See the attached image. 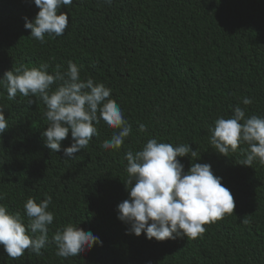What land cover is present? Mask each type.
<instances>
[{"label":"trees","instance_id":"trees-1","mask_svg":"<svg viewBox=\"0 0 264 264\" xmlns=\"http://www.w3.org/2000/svg\"><path fill=\"white\" fill-rule=\"evenodd\" d=\"M38 11L32 0H0V78L41 63L49 64V74L57 66L64 72L71 61L81 80L112 89L132 132L118 150H106L102 144L116 130L101 121L88 147L66 160L71 135L60 152L45 146L48 121L39 97L18 94L10 101L0 86L9 126L0 135V204L27 226V199L51 196L54 214L41 255L25 250L11 259L0 246V264H264V164H237L246 144L224 157L209 143L215 120L231 117L236 106L246 117H264V0H73L60 8L69 21L64 35L46 34L43 44L24 27ZM245 97L250 105L242 104ZM152 138L197 151L195 161L178 158L184 171L193 162L210 164L233 195V214L204 225L195 239L158 242L128 233L116 211L128 198L124 156ZM68 224L91 231L102 246L57 257L52 237Z\"/></svg>","mask_w":264,"mask_h":264},{"label":"clouds","instance_id":"clouds-1","mask_svg":"<svg viewBox=\"0 0 264 264\" xmlns=\"http://www.w3.org/2000/svg\"><path fill=\"white\" fill-rule=\"evenodd\" d=\"M32 2L39 11L33 21L25 18L24 27L30 30V36L41 44L45 43L46 34L52 38L63 36L69 21L60 8L72 5L73 0ZM103 2L111 5L112 0ZM48 68V63L32 68L20 65L0 78V86L6 89L8 100L20 94L39 97L45 105L44 116L48 121L42 132L45 146L54 153L60 152L61 141L70 133L71 146L63 149V157L73 159L75 153L86 149L92 137L98 135L96 125L103 121L116 131L102 147L118 150L131 135L132 128L119 104L110 98L112 89L96 83L91 77L81 80L79 67L71 61L64 72L57 66L54 73L49 74ZM54 84L55 89L52 88ZM32 103L34 101L29 99V105ZM251 103L248 97L242 99L245 106ZM8 128V120L0 108V135ZM138 130L145 131V125L140 124ZM209 131V143L216 153L228 157L239 145L246 144L247 149L242 150L245 158L237 164L251 167L257 160L264 164V117H246L245 109L236 106L231 117L217 118ZM199 155L189 144L174 146L155 138L148 139L142 150L125 153L128 178L124 184L128 198L117 205L116 211L117 219L128 225V233L137 237L144 233L146 239L158 242L177 236L195 239L206 231L204 225L233 214V195L222 184V178L214 175L211 165L193 162L185 172L178 159L187 156L195 161ZM3 199L0 195V200ZM51 202V196L39 203L33 198L27 199L23 205L29 218L27 226L18 213L12 214L0 204V246L9 258L18 259L25 250L42 254L41 250L49 242L48 228L54 220L53 212L48 210ZM52 242L57 249L55 255L62 259L79 257L93 245L102 246L98 236L72 224L58 229Z\"/></svg>","mask_w":264,"mask_h":264}]
</instances>
